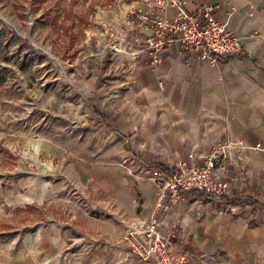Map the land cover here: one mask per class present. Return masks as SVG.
<instances>
[{
  "label": "crops",
  "instance_id": "crops-1",
  "mask_svg": "<svg viewBox=\"0 0 264 264\" xmlns=\"http://www.w3.org/2000/svg\"><path fill=\"white\" fill-rule=\"evenodd\" d=\"M142 1H131L127 8ZM182 2L186 11L212 5L214 16L239 37L241 51L209 63L170 43L154 65L142 53L131 58L109 121L93 105L100 115L97 123L113 134L109 153L66 152L60 158L58 172L67 179L109 181L112 217L127 222L99 223L79 232L48 221L0 241V264H157L140 262L111 245L129 222L151 215L158 188L151 177L140 176L141 169L168 170L177 160L198 164L225 141L243 148L225 149L213 178L226 183L223 197L248 200L228 204L220 195L187 194L158 213L159 230L169 240L173 264H264V149L253 148L264 145V0ZM155 12L167 19L177 13L169 6ZM129 23L128 41L136 51L147 31ZM44 161L46 179L56 170ZM32 164L41 168L36 159Z\"/></svg>",
  "mask_w": 264,
  "mask_h": 264
},
{
  "label": "rangeland",
  "instance_id": "rangeland-1",
  "mask_svg": "<svg viewBox=\"0 0 264 264\" xmlns=\"http://www.w3.org/2000/svg\"><path fill=\"white\" fill-rule=\"evenodd\" d=\"M131 1L0 0L1 242L48 221L79 232L118 222L109 210V181L78 184L58 169L66 152L110 151L113 134L97 123L93 105L109 121L124 87ZM44 160L56 170L46 179ZM140 176L159 187L151 173L141 169ZM233 198L224 200H248Z\"/></svg>",
  "mask_w": 264,
  "mask_h": 264
},
{
  "label": "built area",
  "instance_id": "built-area-1",
  "mask_svg": "<svg viewBox=\"0 0 264 264\" xmlns=\"http://www.w3.org/2000/svg\"><path fill=\"white\" fill-rule=\"evenodd\" d=\"M166 6L177 11L169 19L155 12ZM213 10L212 5L202 4L186 11L182 0H143L141 6L127 8L129 21L147 31L141 46L130 52V58H137L142 53L148 64L154 65L170 43H175L181 53L193 54L209 63L239 53V37L226 28L224 21L214 16ZM241 148V143L225 141L212 146L198 164L177 160L167 171L153 170L151 174L159 181V187L151 215L145 221L129 222L111 240V245L125 250L140 262L153 260L157 264H173L169 240L159 230L158 213H166L174 202L190 193L211 197L221 195L227 188L226 183L215 180L212 169L222 159L225 149ZM253 148L263 150L264 145L256 144Z\"/></svg>",
  "mask_w": 264,
  "mask_h": 264
},
{
  "label": "trees",
  "instance_id": "trees-1",
  "mask_svg": "<svg viewBox=\"0 0 264 264\" xmlns=\"http://www.w3.org/2000/svg\"><path fill=\"white\" fill-rule=\"evenodd\" d=\"M94 112H97V111L94 109ZM146 167H148V166H146ZM160 169L163 170V171H167V169L162 168V167ZM192 194H194V193H192ZM196 194H198V193H196ZM198 196L208 197L207 195H201V194H198ZM220 198H224V197L222 195H220ZM226 200H228L230 202H234L235 199L234 198H228Z\"/></svg>",
  "mask_w": 264,
  "mask_h": 264
}]
</instances>
